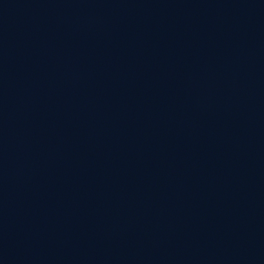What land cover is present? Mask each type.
Listing matches in <instances>:
<instances>
[{"label":"water","instance_id":"water-1","mask_svg":"<svg viewBox=\"0 0 264 264\" xmlns=\"http://www.w3.org/2000/svg\"><path fill=\"white\" fill-rule=\"evenodd\" d=\"M0 264H264V0H0Z\"/></svg>","mask_w":264,"mask_h":264}]
</instances>
